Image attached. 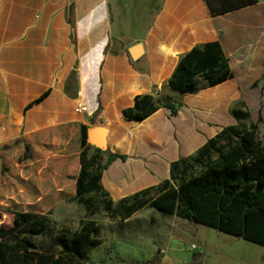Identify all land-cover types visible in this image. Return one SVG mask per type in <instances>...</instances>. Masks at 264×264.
<instances>
[{"label": "crops", "instance_id": "obj_1", "mask_svg": "<svg viewBox=\"0 0 264 264\" xmlns=\"http://www.w3.org/2000/svg\"><path fill=\"white\" fill-rule=\"evenodd\" d=\"M214 42L233 78L174 91L181 60ZM262 75L264 0L217 17L205 0H0V145L68 124L103 129L101 143L88 133L90 158H125H107L109 192L140 194L204 171L217 156L209 141L235 124L217 107L237 77L250 84ZM152 107L142 121L125 114Z\"/></svg>", "mask_w": 264, "mask_h": 264}, {"label": "trees", "instance_id": "obj_2", "mask_svg": "<svg viewBox=\"0 0 264 264\" xmlns=\"http://www.w3.org/2000/svg\"><path fill=\"white\" fill-rule=\"evenodd\" d=\"M205 2L210 15L217 17L257 4L258 0ZM222 56L218 42L209 43L203 49L195 48L181 60L169 85L174 91L191 94L197 91L200 76L211 87L233 78ZM163 101L174 112V101L169 97H164ZM154 110L155 107L149 111L144 108L143 113L135 114L131 110L125 114L128 120L142 121ZM88 133L84 125L68 124L22 136L1 144L0 148L25 142V149L29 152V144H49V139L54 137V143L69 145L72 137L78 136V161L69 166L65 176L68 180L63 184L57 182L64 175L55 171L57 176L50 175L46 182L48 175L43 173L44 168L38 174L40 183L36 185L40 188L76 190L73 199L80 201L83 195L95 192L108 196L107 192L101 191L102 174L89 167L92 161L95 164L98 156L88 157L91 149ZM217 143H220L218 148ZM208 145L215 149L217 156L211 159L204 171L184 180L178 188L166 180L159 185L160 193L155 199L146 201L136 198L129 205H123L122 219L127 220L148 206L264 246V141L259 140L257 125L250 128L230 125ZM30 156L26 160H30ZM108 157L109 163L117 158L125 159L118 154H108ZM47 229L49 222L46 217L34 212H15L13 225L0 228V264H86L89 252L103 242L100 238L101 226L96 221L87 220L75 233L60 231L53 243L39 248L36 237L44 235Z\"/></svg>", "mask_w": 264, "mask_h": 264}, {"label": "rangeland", "instance_id": "obj_3", "mask_svg": "<svg viewBox=\"0 0 264 264\" xmlns=\"http://www.w3.org/2000/svg\"><path fill=\"white\" fill-rule=\"evenodd\" d=\"M200 78L201 86H209L203 76ZM243 80L237 77L238 85L231 92L229 102L216 111L226 119L229 113L238 127L257 125L259 139L264 141V75L250 84ZM55 140L52 137L49 144H29V152L25 142L0 148V228L13 225L15 212L38 213L49 222L45 234L36 237L41 248L53 243L60 231L73 234L81 229L84 221H96L101 226L103 242L89 252L86 264H264V246L148 206L123 220V205H129L136 198L155 199L160 190L153 187L140 194L129 190L121 193L112 185L109 192L108 157L102 151L89 167L102 174L101 191L108 196L95 192L83 195L80 201L73 199L76 190L38 187V174L44 168L43 173L48 175L46 182L50 175L57 176V171L64 175L57 181L63 184L68 180L65 176L69 166L78 161V136L72 137L69 145H59ZM92 153L90 150L88 157ZM29 154L31 159L26 160ZM173 180L177 188L182 183L181 178Z\"/></svg>", "mask_w": 264, "mask_h": 264}, {"label": "water", "instance_id": "obj_4", "mask_svg": "<svg viewBox=\"0 0 264 264\" xmlns=\"http://www.w3.org/2000/svg\"><path fill=\"white\" fill-rule=\"evenodd\" d=\"M131 56L133 59H138L140 53H143V47L141 44L136 45L133 47L130 51ZM106 131L103 129H97L89 133L90 137L97 141L98 143H101L104 140Z\"/></svg>", "mask_w": 264, "mask_h": 264}, {"label": "built area", "instance_id": "obj_5", "mask_svg": "<svg viewBox=\"0 0 264 264\" xmlns=\"http://www.w3.org/2000/svg\"><path fill=\"white\" fill-rule=\"evenodd\" d=\"M75 112L77 114H84V113L88 112V108L86 106H77L75 109Z\"/></svg>", "mask_w": 264, "mask_h": 264}]
</instances>
